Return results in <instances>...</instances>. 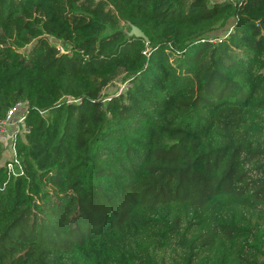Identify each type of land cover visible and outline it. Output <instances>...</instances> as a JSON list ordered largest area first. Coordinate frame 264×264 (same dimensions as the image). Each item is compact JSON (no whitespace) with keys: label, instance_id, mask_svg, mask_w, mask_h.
<instances>
[{"label":"trees","instance_id":"16d2710c","mask_svg":"<svg viewBox=\"0 0 264 264\" xmlns=\"http://www.w3.org/2000/svg\"><path fill=\"white\" fill-rule=\"evenodd\" d=\"M23 101L0 264H264V0H0Z\"/></svg>","mask_w":264,"mask_h":264},{"label":"rangeland","instance_id":"374dc122","mask_svg":"<svg viewBox=\"0 0 264 264\" xmlns=\"http://www.w3.org/2000/svg\"><path fill=\"white\" fill-rule=\"evenodd\" d=\"M212 1L221 2L225 0H212ZM230 1H238V0H230ZM231 25L232 22L228 23L223 29L219 31H215V33H212L208 38L210 40H215L216 37L224 36L227 33V31L230 30L229 28L231 27ZM127 87H128L127 80H124L121 76L103 91L102 99H106L108 96L123 92L125 89H127ZM15 126L16 125L11 126L8 136L3 137L0 135V152H1L0 166H3L4 164L8 163L13 157L12 141L10 139L20 130L19 128L18 130Z\"/></svg>","mask_w":264,"mask_h":264},{"label":"built area","instance_id":"2783aa9c","mask_svg":"<svg viewBox=\"0 0 264 264\" xmlns=\"http://www.w3.org/2000/svg\"><path fill=\"white\" fill-rule=\"evenodd\" d=\"M27 105H28V103L26 101L17 102L13 107H11L7 111L4 118H0V135L1 136H3V137L8 136L11 126L16 125V127H17L18 124H23V121H24V115H23L24 113L23 112L27 108ZM18 112H20L19 115H17ZM14 118H17V121H15ZM13 137L10 140H12ZM14 155L15 154L13 151V157L11 159V161L13 163H15ZM12 162L7 165L10 172L13 171Z\"/></svg>","mask_w":264,"mask_h":264},{"label":"water","instance_id":"95a60500","mask_svg":"<svg viewBox=\"0 0 264 264\" xmlns=\"http://www.w3.org/2000/svg\"><path fill=\"white\" fill-rule=\"evenodd\" d=\"M129 36H134L136 38L144 39L146 42L148 41L144 34L136 27L131 26L130 31L128 33Z\"/></svg>","mask_w":264,"mask_h":264}]
</instances>
